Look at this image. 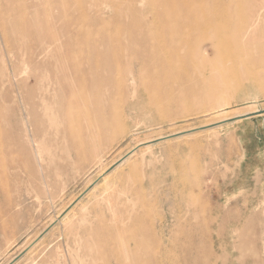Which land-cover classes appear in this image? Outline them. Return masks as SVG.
Masks as SVG:
<instances>
[{
    "label": "rangeland",
    "instance_id": "1",
    "mask_svg": "<svg viewBox=\"0 0 264 264\" xmlns=\"http://www.w3.org/2000/svg\"><path fill=\"white\" fill-rule=\"evenodd\" d=\"M198 5L0 0V264H148L141 244L155 264L183 245L264 264V113L234 120L264 111V46L135 90L91 83L104 36L176 31L171 18Z\"/></svg>",
    "mask_w": 264,
    "mask_h": 264
},
{
    "label": "bare ground",
    "instance_id": "2",
    "mask_svg": "<svg viewBox=\"0 0 264 264\" xmlns=\"http://www.w3.org/2000/svg\"><path fill=\"white\" fill-rule=\"evenodd\" d=\"M195 1L199 4L198 7L190 6L189 13L184 17L174 15L170 20L169 17L160 16L161 22L174 23L176 31L130 29L104 36L99 46L106 54L95 51L96 62L91 72V83L94 88H100L99 94L125 88L135 90L147 77L163 76L172 79L183 73L185 75L182 69L184 66L193 65L197 59L201 62L208 61L210 56L213 60H218L222 58L223 52L233 45L255 49L264 46V0ZM92 7L96 9V5ZM244 11L246 17L240 24L231 29L221 27L223 19L236 17ZM200 33H206L204 39L208 41V48L193 45L194 35L196 37V34ZM102 126H106L104 121ZM140 249L145 254L147 263L155 264V252L145 244H141ZM178 249L184 252L185 258L169 260L161 257L160 264L216 262L200 245L194 248L183 245ZM136 259L141 260L138 256Z\"/></svg>",
    "mask_w": 264,
    "mask_h": 264
},
{
    "label": "water",
    "instance_id": "3",
    "mask_svg": "<svg viewBox=\"0 0 264 264\" xmlns=\"http://www.w3.org/2000/svg\"><path fill=\"white\" fill-rule=\"evenodd\" d=\"M264 113V111H257V112H255V113H253V114H247V115H243V116H240V117H237V118H235L234 120H244V119H248V118H252V117H255V116H259V115H261V114H263ZM233 120V121H234ZM230 120H227V121H225V122H223V123H227V122H229ZM232 121V120H231ZM184 134H186V133H184ZM181 135H183V134H177V135H172V136H169V137H165V138H162V139H158V140H155V141H153V142H150L149 144H152V143H157V142H160V141H164V140H169V139H172V138H175V137H178V136H181ZM129 156V155H128ZM127 156V157H128ZM126 157V158H127ZM46 233V232H45Z\"/></svg>",
    "mask_w": 264,
    "mask_h": 264
},
{
    "label": "crops",
    "instance_id": "4",
    "mask_svg": "<svg viewBox=\"0 0 264 264\" xmlns=\"http://www.w3.org/2000/svg\"><path fill=\"white\" fill-rule=\"evenodd\" d=\"M249 119V118H248ZM244 120H246V119H244Z\"/></svg>",
    "mask_w": 264,
    "mask_h": 264
}]
</instances>
